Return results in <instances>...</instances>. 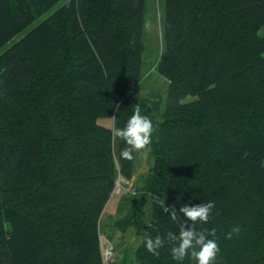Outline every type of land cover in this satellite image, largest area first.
I'll return each mask as SVG.
<instances>
[{"label":"trees","instance_id":"obj_1","mask_svg":"<svg viewBox=\"0 0 264 264\" xmlns=\"http://www.w3.org/2000/svg\"><path fill=\"white\" fill-rule=\"evenodd\" d=\"M63 2L0 56V264H103L100 217L136 153L123 158L99 121L123 128L137 104L155 127L154 167L150 224L137 210L131 223L165 241L159 256L143 241L137 263L178 264L166 233L184 217L162 201H214L196 227L216 229V264H264V0H165L158 72L170 84L152 111L147 0H0V49Z\"/></svg>","mask_w":264,"mask_h":264},{"label":"rangeland","instance_id":"obj_2","mask_svg":"<svg viewBox=\"0 0 264 264\" xmlns=\"http://www.w3.org/2000/svg\"><path fill=\"white\" fill-rule=\"evenodd\" d=\"M59 4L52 11L22 32L8 45L0 49V56L16 45L39 23L49 18L52 13L64 5ZM165 0H147L144 19V47L142 59V80L140 93L147 101L149 111L157 109L161 103L162 109L169 91V81L159 74L158 63L164 49L162 21ZM195 98H188L186 102ZM99 123L106 128L114 127V119L100 120ZM114 151L117 145L114 143ZM154 158L150 147L136 152L135 168L130 180L119 175L116 188L109 202L103 210L99 222V246L104 259V253L109 250L112 254L103 264H138L136 252L142 245L144 237L137 227L132 225L133 216L138 211L139 219L145 225L150 224L151 202H143V188L153 172Z\"/></svg>","mask_w":264,"mask_h":264},{"label":"clouds","instance_id":"obj_3","mask_svg":"<svg viewBox=\"0 0 264 264\" xmlns=\"http://www.w3.org/2000/svg\"><path fill=\"white\" fill-rule=\"evenodd\" d=\"M155 131L153 121L146 115L141 114V107L137 104L133 114L128 119L123 128L113 127L111 134L114 139L122 140L126 147L121 150V156L126 159H133V153L141 152L147 149L152 141ZM180 198L178 197L177 200ZM164 213H169L171 218L177 220V212L182 214L184 219L181 220L179 235L172 231L166 233L168 242H175L170 249L171 258L178 264L186 257L195 261V264H216L220 247L216 240V229L211 230L200 228L196 225L207 224L212 216V210L215 207L214 201L196 205L183 204L179 211L175 206H166L162 201L160 204ZM191 222L190 224L188 222ZM239 226L234 227L226 236L231 239L233 234H238ZM164 239L160 236L146 238L145 247L149 253L159 256L158 249L164 246Z\"/></svg>","mask_w":264,"mask_h":264},{"label":"built area","instance_id":"obj_4","mask_svg":"<svg viewBox=\"0 0 264 264\" xmlns=\"http://www.w3.org/2000/svg\"><path fill=\"white\" fill-rule=\"evenodd\" d=\"M111 252L109 251V250H107L105 253H104V255H103V257H104V262H106V261H108L109 259H110V257H111Z\"/></svg>","mask_w":264,"mask_h":264}]
</instances>
